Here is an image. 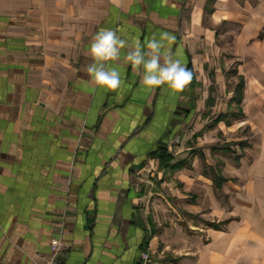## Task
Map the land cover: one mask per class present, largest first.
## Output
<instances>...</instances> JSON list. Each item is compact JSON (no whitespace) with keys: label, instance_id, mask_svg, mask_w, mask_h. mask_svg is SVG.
<instances>
[{"label":"crops","instance_id":"crops-1","mask_svg":"<svg viewBox=\"0 0 264 264\" xmlns=\"http://www.w3.org/2000/svg\"><path fill=\"white\" fill-rule=\"evenodd\" d=\"M256 1L242 8L235 0H0V264H47L57 238L65 244L60 264H158L161 190L153 179L166 172L185 193L203 185L197 178L208 182L202 209L218 224L195 242L185 239L169 264H264V0ZM226 21L240 26L230 40L239 83L228 100L243 118L217 124L229 132L244 125L252 135L247 143L227 132L226 143L240 151L217 155L223 166L209 180L196 170L204 153L190 161L169 146L194 116L191 138H198L204 114L217 109L208 70L218 53L216 26ZM100 29L142 45L169 33L175 40L163 43L191 82L182 92L147 88L125 49L120 61L107 62L123 85L93 86L84 68ZM215 74L222 91L220 65ZM161 146L169 166L150 157Z\"/></svg>","mask_w":264,"mask_h":264},{"label":"rangeland","instance_id":"rangeland-1","mask_svg":"<svg viewBox=\"0 0 264 264\" xmlns=\"http://www.w3.org/2000/svg\"><path fill=\"white\" fill-rule=\"evenodd\" d=\"M235 1L241 5L242 8L245 7L246 3L255 8L258 3L256 0ZM213 6L214 2L212 1L208 5V11L206 12L208 15L210 11L213 10ZM206 24L212 26L209 17L206 19ZM216 28L218 35V53L215 56H210L208 90L209 95H213L214 101L216 102L218 100L216 105L217 109L216 111H207V113L204 114L203 119L205 121L207 120V124L204 125L203 129H199V133H196L198 138H195V140L191 138V134L194 132V127L198 119L194 116L190 123L183 126L175 141L169 146L171 153L176 158L185 156L188 157L190 161L193 154L199 155L204 153L205 158L202 160L200 159V165L196 170L199 176L207 177L209 180L215 178L216 168L222 169L223 166V162L217 159V155L223 153L225 157H231L232 154L228 151L229 149L235 150L236 153L240 151L234 143H226L227 139L232 137L228 136L227 132L231 133V135L237 133L239 136L247 138V143L250 142L252 135L250 129L242 124L244 122L243 119L241 120L243 126L233 132H229L224 126L220 127L217 124L220 118H223L224 124H228L235 119L243 118V115L240 113L235 101L228 100V93L233 91L239 83L240 57L234 55L230 40L234 36V33L240 30V26L226 21L220 23ZM218 65L222 67L226 79L225 87L222 91L219 90V86L216 85L215 81V70ZM226 107H228V110L223 111ZM192 145H194L195 151H190V149H188ZM189 168L192 169L190 166ZM191 171H193V169ZM159 179L158 176H155L153 179L156 180L153 182L154 188H156V190H161L160 196L154 197V199H156V201H154L160 207L157 210L161 218L160 227L158 228V234L160 235L159 258L156 262L158 264H169L170 261L176 258L175 254H180L181 245H186L185 239L188 243L195 242V239L199 238L206 228L212 225L217 226L218 224H213L214 220L209 210L202 209L203 198L207 195L204 186L208 185V182L197 178L203 185H192L193 189L185 193L183 192L185 183L179 180L175 174L166 172L161 181H159ZM176 189L182 192V196L179 195V192L175 193ZM174 229L176 232H179V234H177L178 239H173L172 236L166 235L167 230ZM179 250L180 252H177Z\"/></svg>","mask_w":264,"mask_h":264},{"label":"clouds","instance_id":"clouds-1","mask_svg":"<svg viewBox=\"0 0 264 264\" xmlns=\"http://www.w3.org/2000/svg\"><path fill=\"white\" fill-rule=\"evenodd\" d=\"M34 2L39 5L41 0ZM113 2L119 6L120 0ZM165 40L173 41L175 37L165 32L160 40L153 36L144 45L139 41L130 44L115 31L100 29L90 42L88 55L93 62L84 68L90 83L112 91L119 89L124 83L121 74L117 68L107 66V62L120 61L122 50L127 49L123 59L141 76L143 86L155 89L166 84L175 92H182L193 74L180 59L173 58L171 49L163 43Z\"/></svg>","mask_w":264,"mask_h":264},{"label":"trees","instance_id":"trees-1","mask_svg":"<svg viewBox=\"0 0 264 264\" xmlns=\"http://www.w3.org/2000/svg\"><path fill=\"white\" fill-rule=\"evenodd\" d=\"M242 87H243V82L241 81V83H240V85L238 86V89H237V93H238V97H239L238 101L239 102L241 100ZM150 157L152 159L159 160L161 166H169L171 161H172V159H173L172 156L168 152L167 146H161L156 151L151 153ZM180 167H183V165L177 164L176 166H174V168H180ZM222 182H223V179L221 177L217 178L215 180L216 186H220ZM211 227H216V226L212 225Z\"/></svg>","mask_w":264,"mask_h":264},{"label":"built area","instance_id":"built-area-1","mask_svg":"<svg viewBox=\"0 0 264 264\" xmlns=\"http://www.w3.org/2000/svg\"><path fill=\"white\" fill-rule=\"evenodd\" d=\"M52 255L47 264H60L62 252L65 248V244L60 238L54 239L51 242Z\"/></svg>","mask_w":264,"mask_h":264}]
</instances>
